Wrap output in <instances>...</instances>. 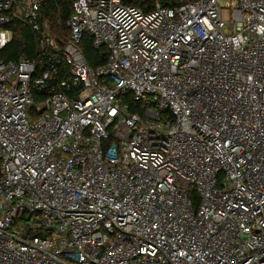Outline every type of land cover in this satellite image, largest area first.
Listing matches in <instances>:
<instances>
[{
	"label": "built area",
	"instance_id": "2783aa9c",
	"mask_svg": "<svg viewBox=\"0 0 264 264\" xmlns=\"http://www.w3.org/2000/svg\"><path fill=\"white\" fill-rule=\"evenodd\" d=\"M44 1H0L57 58L0 60V264H264V0Z\"/></svg>",
	"mask_w": 264,
	"mask_h": 264
},
{
	"label": "trees",
	"instance_id": "16d2710c",
	"mask_svg": "<svg viewBox=\"0 0 264 264\" xmlns=\"http://www.w3.org/2000/svg\"><path fill=\"white\" fill-rule=\"evenodd\" d=\"M3 1V0H0ZM75 0H45L42 5L43 19L48 20L52 33L66 34L65 22L70 16L72 3ZM123 3L133 6L142 11H150L156 3L163 7H172L177 4V0H123ZM12 31L11 41L1 50L0 60L3 62L18 61L19 59L35 60L36 61V75L45 69V57L50 58L52 65L57 69V58H54L50 51L46 53L40 52L38 45V33L35 32L27 23L22 20L14 19L8 26ZM81 52L87 65L91 69H96L105 64L107 53L103 47L95 48L93 39L85 35L81 39ZM44 59V60H43ZM41 62V63H40ZM59 77H65L68 70L59 64ZM57 91V77L46 83L45 89H33V96L35 101H40L50 95L51 90ZM74 90L62 89L66 94H71ZM136 106L130 107L132 111H136Z\"/></svg>",
	"mask_w": 264,
	"mask_h": 264
},
{
	"label": "rangeland",
	"instance_id": "374dc122",
	"mask_svg": "<svg viewBox=\"0 0 264 264\" xmlns=\"http://www.w3.org/2000/svg\"><path fill=\"white\" fill-rule=\"evenodd\" d=\"M227 4V1H221V6H225Z\"/></svg>",
	"mask_w": 264,
	"mask_h": 264
}]
</instances>
